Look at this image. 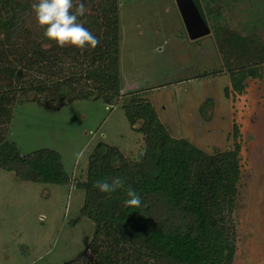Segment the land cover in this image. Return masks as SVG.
<instances>
[{
  "label": "trees",
  "instance_id": "1",
  "mask_svg": "<svg viewBox=\"0 0 264 264\" xmlns=\"http://www.w3.org/2000/svg\"><path fill=\"white\" fill-rule=\"evenodd\" d=\"M206 1L211 14V0ZM83 2L88 11L79 21L99 39L94 49L45 47L31 12L33 0H0V168L21 180L84 190L80 212L94 223V233L85 249L63 264H233L241 177L237 126L232 147L211 153L172 136L150 102L135 90L124 91L119 0ZM216 16L208 33L215 30L238 88L245 77L259 76L252 66L264 62V46L229 30ZM81 100L109 107L121 101L130 127L142 135L138 155L125 156L100 141L89 153L85 176L77 179L56 150L23 154L7 138L16 105L34 102L59 111ZM114 176L124 179V189L101 194L93 187ZM129 187L141 197L139 208L124 206Z\"/></svg>",
  "mask_w": 264,
  "mask_h": 264
},
{
  "label": "rangeland",
  "instance_id": "2",
  "mask_svg": "<svg viewBox=\"0 0 264 264\" xmlns=\"http://www.w3.org/2000/svg\"><path fill=\"white\" fill-rule=\"evenodd\" d=\"M176 1L119 0L124 91L135 90L150 102L172 136L209 153L232 147L237 126L241 177L233 264H264V62L252 66L259 76L245 77L236 88L215 30L191 38ZM200 2L211 28L217 12L216 20L229 30L264 46V0H211V14L207 1ZM7 138L23 154L56 150L77 179L85 176L89 153L98 142L116 146L128 157L137 156L143 144L121 101L109 107L99 100L75 101L59 111L34 102L18 104ZM83 200L84 190L73 185L25 181L0 168V264L73 259L95 228L80 212Z\"/></svg>",
  "mask_w": 264,
  "mask_h": 264
},
{
  "label": "clouds",
  "instance_id": "3",
  "mask_svg": "<svg viewBox=\"0 0 264 264\" xmlns=\"http://www.w3.org/2000/svg\"><path fill=\"white\" fill-rule=\"evenodd\" d=\"M88 9L83 0H33L31 12L35 23L42 29L45 47L55 44L57 47L71 46L76 49H94L99 39L79 21ZM83 153H77V159ZM125 181L120 176L97 180L93 187L101 194H111L124 189ZM126 208H139L142 204L140 195L131 187L125 190Z\"/></svg>",
  "mask_w": 264,
  "mask_h": 264
},
{
  "label": "water",
  "instance_id": "4",
  "mask_svg": "<svg viewBox=\"0 0 264 264\" xmlns=\"http://www.w3.org/2000/svg\"><path fill=\"white\" fill-rule=\"evenodd\" d=\"M176 2L191 38L209 32V23L200 0H177Z\"/></svg>",
  "mask_w": 264,
  "mask_h": 264
},
{
  "label": "crops",
  "instance_id": "5",
  "mask_svg": "<svg viewBox=\"0 0 264 264\" xmlns=\"http://www.w3.org/2000/svg\"><path fill=\"white\" fill-rule=\"evenodd\" d=\"M126 89V88H125Z\"/></svg>",
  "mask_w": 264,
  "mask_h": 264
}]
</instances>
